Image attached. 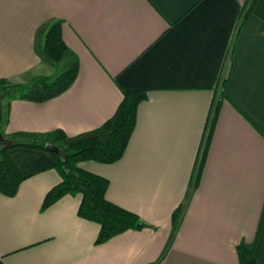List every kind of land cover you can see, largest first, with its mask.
<instances>
[{"label": "crops", "instance_id": "0c3cea01", "mask_svg": "<svg viewBox=\"0 0 264 264\" xmlns=\"http://www.w3.org/2000/svg\"><path fill=\"white\" fill-rule=\"evenodd\" d=\"M251 2L0 0V79L57 76L35 50L37 30L51 20L63 21L79 58L62 95L3 101L5 135L75 136L109 120L124 91L148 92L123 158L80 163L108 178V199L147 226L98 244L101 226L79 215L81 194L43 208L62 181L54 156L16 147L10 156L26 178L15 196L0 192V264H240L244 242L256 243L264 262V0Z\"/></svg>", "mask_w": 264, "mask_h": 264}, {"label": "trees", "instance_id": "16d2710c", "mask_svg": "<svg viewBox=\"0 0 264 264\" xmlns=\"http://www.w3.org/2000/svg\"><path fill=\"white\" fill-rule=\"evenodd\" d=\"M256 0H252L251 6ZM250 3V2H249ZM251 6L244 9L238 24V30L249 16ZM35 50L43 63L53 67L57 76L38 77L29 83H15L0 79V108L4 100L21 98L34 102H47L71 88L79 73V58L68 47L63 38V21L51 20L36 32ZM227 80H223L225 92ZM148 97L147 91H124V98L116 113L97 129L70 136L63 130L49 133L19 132L5 135L0 130V192L6 196H15L25 176L14 163L10 151L16 147H27L50 152L55 158V167L62 181L49 191L43 208L46 209L68 194H81L82 202L79 215L98 223L101 231L97 243L107 242L128 230H140L147 226L141 217L107 197L109 179L88 171L80 166L83 161H96L104 164L116 163L125 155L134 133L139 105ZM221 102L209 119L204 162ZM54 147L58 150H49ZM195 182L197 185L200 177ZM185 205L173 213L175 230L182 219ZM240 264H264L256 258V243H242L238 247Z\"/></svg>", "mask_w": 264, "mask_h": 264}, {"label": "water", "instance_id": "95a60500", "mask_svg": "<svg viewBox=\"0 0 264 264\" xmlns=\"http://www.w3.org/2000/svg\"><path fill=\"white\" fill-rule=\"evenodd\" d=\"M0 116H1V108H0ZM49 150H58L57 148L54 147H48Z\"/></svg>", "mask_w": 264, "mask_h": 264}]
</instances>
